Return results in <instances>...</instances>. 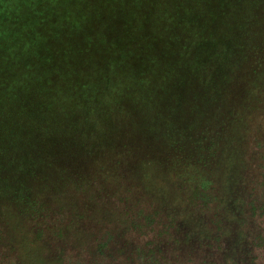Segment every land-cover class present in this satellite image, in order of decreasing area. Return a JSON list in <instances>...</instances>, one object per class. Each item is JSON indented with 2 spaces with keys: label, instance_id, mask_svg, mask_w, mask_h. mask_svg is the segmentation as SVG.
Masks as SVG:
<instances>
[{
  "label": "rangeland",
  "instance_id": "obj_1",
  "mask_svg": "<svg viewBox=\"0 0 264 264\" xmlns=\"http://www.w3.org/2000/svg\"><path fill=\"white\" fill-rule=\"evenodd\" d=\"M124 1L63 0V30L76 31L75 12L103 36L128 12ZM205 1L200 30L183 33L192 47L200 41L199 68L141 61L134 82L114 79L89 101L45 113L41 138L0 131L10 138L0 158L14 145L30 169L2 162L0 264H264V217L254 211L264 197V0H228L218 12ZM47 6L59 11L56 0H0V38L38 29ZM183 69L198 78L182 80ZM150 71L161 76L147 81ZM148 82L151 99L128 97ZM8 103L0 130L13 120Z\"/></svg>",
  "mask_w": 264,
  "mask_h": 264
},
{
  "label": "trees",
  "instance_id": "obj_2",
  "mask_svg": "<svg viewBox=\"0 0 264 264\" xmlns=\"http://www.w3.org/2000/svg\"><path fill=\"white\" fill-rule=\"evenodd\" d=\"M56 1L59 11L56 7L50 9L47 6L38 29L30 30L18 39L15 36L0 38V45L8 44L0 47V104L4 99L9 101L8 108L13 118L0 131L8 129L12 132L21 128L31 137L36 132L41 138L42 131L40 127L36 128L39 119L41 125H44V120L46 125L49 123L42 118L45 113H59L62 108L73 106L76 102L80 105L81 101H89L104 84H114L115 80H120V84L134 82V75H137L135 71L141 61L145 62L143 69L149 61L157 64L155 67L167 66L164 65L166 61H176L171 63L176 72L179 69L174 68L181 67V61L200 67L195 52L196 48L200 49V41L192 47L183 34L186 30L191 35L190 27L193 33L200 30V0L124 1V4L130 5L128 12L107 23L109 28L106 27L103 36L94 31L93 25L89 23L91 20L88 22L85 16L75 12L70 14L69 19L74 21L76 31L69 33L63 30L66 25L65 18L60 17L63 0ZM227 2L206 0L205 5L209 10L215 6V12H218ZM49 11H52V16L48 15ZM98 17L104 18L105 14H95L94 18ZM49 19L56 21L54 26H50ZM31 28H34L33 23ZM51 30L56 32V38L50 34ZM192 53L195 54L193 57ZM179 75L184 81L198 78L193 69H183ZM160 76L150 71L145 80L153 81ZM147 85L132 90L127 96L143 93L147 99H151L158 91L149 82ZM140 106L138 104L137 115ZM139 120H142V125L149 121L143 114L139 115ZM168 133L171 141L176 132L168 128ZM55 135V142H59L58 134ZM9 139L0 133V157L4 155L1 145ZM20 150L14 145L7 149L11 153L5 160L13 172L19 162V170L28 175L30 169L25 158L18 160ZM26 150L29 158V150ZM5 160L0 158V177ZM25 191L27 189L24 186H17L14 194L19 201L33 208V202H30ZM31 208L23 210L27 212ZM254 211L264 217V197L261 206L254 208ZM147 262L153 264L149 259Z\"/></svg>",
  "mask_w": 264,
  "mask_h": 264
}]
</instances>
